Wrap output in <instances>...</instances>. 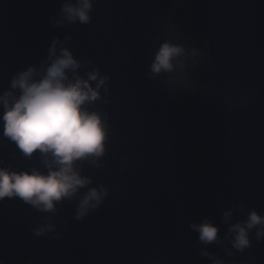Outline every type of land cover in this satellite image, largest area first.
Segmentation results:
<instances>
[{
    "label": "water",
    "instance_id": "obj_1",
    "mask_svg": "<svg viewBox=\"0 0 264 264\" xmlns=\"http://www.w3.org/2000/svg\"><path fill=\"white\" fill-rule=\"evenodd\" d=\"M66 2L0 0V91L16 72L38 67L54 38H70L81 75L98 67L110 77L108 93L101 89L108 104L94 106L107 113L109 140L99 167L77 162L92 183L54 213L0 201V264H212L213 255L264 264L255 229L243 254L225 251L230 224L252 208L264 214V0H182L171 10L173 0H94L90 24L57 26ZM174 25L205 52L191 70L194 90L170 91L164 75H148ZM0 160L46 171L38 154L27 159L6 141ZM100 185L109 190L104 204L77 220L80 197ZM49 217L55 228L36 236ZM206 218L220 243L201 244L191 229Z\"/></svg>",
    "mask_w": 264,
    "mask_h": 264
},
{
    "label": "clouds",
    "instance_id": "obj_2",
    "mask_svg": "<svg viewBox=\"0 0 264 264\" xmlns=\"http://www.w3.org/2000/svg\"><path fill=\"white\" fill-rule=\"evenodd\" d=\"M181 3L182 0H173L169 9ZM94 6V0H75V3L68 0L61 8L64 19L56 22L57 26L65 20L90 24ZM170 32L174 34V40H165L160 45L148 75H164L170 91L194 90L191 70L201 64L205 52L184 42L178 26L174 25ZM68 39L54 38L46 59L38 67L33 64L16 72L9 86L0 91V144L5 141L13 144L27 159L38 154L46 169L14 170L0 160V201L6 197L19 198L39 212L54 213L57 203L71 199L81 188L92 183L90 177L81 175L77 162L88 161L99 167L96 161L105 154L110 126L107 113L94 110V106L97 101L108 104V100L101 97V89L108 93L106 82L110 77L101 75L98 67L81 75L78 69L84 65L65 46ZM241 102L248 107L252 97H245ZM108 195L109 190L103 185L89 188L80 197L76 219L82 220L90 211L98 209ZM243 208V204L238 206L240 211ZM231 217V211L225 212V223ZM48 220L33 229L36 236L55 228L56 225L50 222L51 217ZM191 229L199 233L201 244L221 242L218 226L207 218L202 223H192ZM254 229L255 239L264 241V214L252 208L246 219L229 225L226 238L230 240L231 248H225L227 257H234L237 252L243 254L251 247L250 234ZM202 254L212 255L207 251ZM212 264H237V261L217 259L213 255Z\"/></svg>",
    "mask_w": 264,
    "mask_h": 264
}]
</instances>
